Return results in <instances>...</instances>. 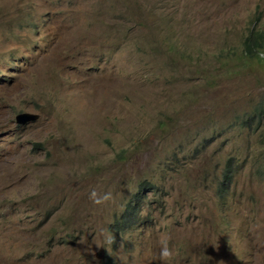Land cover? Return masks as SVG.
Listing matches in <instances>:
<instances>
[{"label":"rangeland","instance_id":"374dc122","mask_svg":"<svg viewBox=\"0 0 264 264\" xmlns=\"http://www.w3.org/2000/svg\"><path fill=\"white\" fill-rule=\"evenodd\" d=\"M252 27L264 0H0V264H264Z\"/></svg>","mask_w":264,"mask_h":264},{"label":"trees","instance_id":"16d2710c","mask_svg":"<svg viewBox=\"0 0 264 264\" xmlns=\"http://www.w3.org/2000/svg\"><path fill=\"white\" fill-rule=\"evenodd\" d=\"M264 42V29L260 30L252 27L249 30V33L244 37L243 39V45H244V51L245 53H253L256 52L258 49H261L263 47ZM262 111H264V107L261 108ZM232 170L229 167V163L225 166V169H223L222 178L226 181L231 177ZM121 220L119 221L118 225L120 224ZM122 223V222H121Z\"/></svg>","mask_w":264,"mask_h":264},{"label":"water","instance_id":"95a60500","mask_svg":"<svg viewBox=\"0 0 264 264\" xmlns=\"http://www.w3.org/2000/svg\"><path fill=\"white\" fill-rule=\"evenodd\" d=\"M15 118L17 119L18 122H22V121H25V120H28V119H35L36 116L35 115H30L28 113H20Z\"/></svg>","mask_w":264,"mask_h":264},{"label":"clouds","instance_id":"9594fccd","mask_svg":"<svg viewBox=\"0 0 264 264\" xmlns=\"http://www.w3.org/2000/svg\"><path fill=\"white\" fill-rule=\"evenodd\" d=\"M231 158V156H228V158L226 159V161H225V163H224V165H223V169H225V166L227 165V163H229L228 162V160ZM101 254V252H99V254H98V256Z\"/></svg>","mask_w":264,"mask_h":264}]
</instances>
